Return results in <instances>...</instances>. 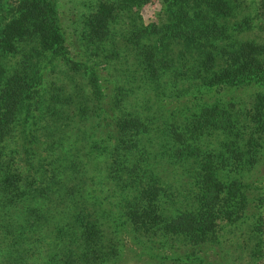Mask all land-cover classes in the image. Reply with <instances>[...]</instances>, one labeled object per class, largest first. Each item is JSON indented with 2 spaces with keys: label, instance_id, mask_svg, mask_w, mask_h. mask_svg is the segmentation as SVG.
Masks as SVG:
<instances>
[{
  "label": "trees",
  "instance_id": "trees-1",
  "mask_svg": "<svg viewBox=\"0 0 264 264\" xmlns=\"http://www.w3.org/2000/svg\"><path fill=\"white\" fill-rule=\"evenodd\" d=\"M147 1L96 0L78 35L106 73L57 71L46 82L5 57L25 40L56 52L52 0L0 8V264H119L125 249L142 257L137 264H180L221 221L242 217L247 172L263 149L264 93L247 109L250 126L231 103L202 95L203 85L263 79L259 47L226 29L233 0H161L160 27L140 20ZM189 90L199 101L164 109ZM209 134L215 144L201 147Z\"/></svg>",
  "mask_w": 264,
  "mask_h": 264
},
{
  "label": "rangeland",
  "instance_id": "rangeland-1",
  "mask_svg": "<svg viewBox=\"0 0 264 264\" xmlns=\"http://www.w3.org/2000/svg\"><path fill=\"white\" fill-rule=\"evenodd\" d=\"M16 2L17 0H0L2 12L10 14ZM232 2V4H237L234 8L237 14L236 16H227L228 26L226 29L232 28L231 33L234 34L237 42L248 40L257 44L259 47L258 59L264 65V0H233ZM52 3L62 34V43L56 52L52 53V50L40 51L34 40H25L22 45L20 44L21 46L16 53L5 57L6 64L14 67V69L16 66L26 67L27 72L33 79L40 75L38 79L44 82L49 79L47 74L54 75L51 73L57 71H63L65 75L79 72V76H82L81 72L83 70L87 72V75L94 73L92 69L98 75L106 73L104 70L105 62L100 57H95L93 52H89L81 43L78 35L82 18L95 8L96 0H52ZM163 7L161 0H148L138 8L140 20H142L143 24L151 23L160 27V24L168 20L164 15ZM232 9L233 7H231ZM245 16L247 17L246 22L241 20ZM122 22L123 18L121 17ZM244 23H247L246 29L244 28ZM239 25L243 26V28H236ZM126 28V24H122L123 31L121 32H124ZM119 36H116L115 48L121 54L126 55L127 50L125 48L127 46H123ZM218 47L214 46L210 51L214 56V61H217L218 65H222L219 56L222 50ZM127 55L130 56L129 53ZM84 66L90 69H85ZM178 86L183 90L185 88L184 84H179ZM203 91L202 96L206 101L205 103L211 104L215 100H220L224 104L226 102L231 103L232 111L246 116L247 109L251 107L253 97L256 94L264 93V78L233 86L203 85ZM130 96L136 99V102L132 103L134 107L139 102L140 93L136 88H133ZM199 99V94L189 90L182 92L178 100L170 102L165 99L163 105L164 109L173 110L175 109L173 106H177L179 102L199 101ZM150 101L157 102V97H154L152 92L146 104L150 105ZM244 122L250 126L247 116ZM19 128L14 130L16 134H18ZM214 140H216L215 134H209L202 136L197 142L200 143L201 147L211 148L215 144ZM77 146L78 143L74 147L76 148ZM262 147L263 149H260L261 154L257 152L255 155L256 161L252 169L247 172L245 184L249 201L242 217L233 222L221 221L211 240L196 247L190 257L181 259L180 264H264V143ZM83 152L84 150L82 149L79 154ZM87 176L91 177L92 175L88 173ZM107 185L106 182L102 187L105 188ZM93 187L96 188L97 185ZM94 206L97 209V206ZM122 237L126 239L125 235ZM143 243L147 244L144 240ZM125 244L128 246L129 243L125 242ZM135 251L137 252L138 250L136 249ZM177 252L181 253V250L178 249ZM166 253L169 254V251ZM123 254L128 258H125L119 264H137V259L142 258L141 256H135L134 251L128 249H125ZM150 262L156 264L154 260ZM165 264H168V262Z\"/></svg>",
  "mask_w": 264,
  "mask_h": 264
}]
</instances>
